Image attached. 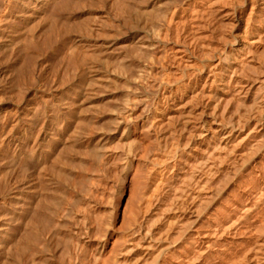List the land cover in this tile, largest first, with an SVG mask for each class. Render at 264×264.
<instances>
[{"label": "bare ground", "instance_id": "1", "mask_svg": "<svg viewBox=\"0 0 264 264\" xmlns=\"http://www.w3.org/2000/svg\"><path fill=\"white\" fill-rule=\"evenodd\" d=\"M2 52L0 264H264V0H0Z\"/></svg>", "mask_w": 264, "mask_h": 264}, {"label": "rangeland", "instance_id": "2", "mask_svg": "<svg viewBox=\"0 0 264 264\" xmlns=\"http://www.w3.org/2000/svg\"><path fill=\"white\" fill-rule=\"evenodd\" d=\"M5 53V52H4ZM3 52L2 53H0L1 54V58L3 57L2 55H4V57H5V54H4ZM0 60H4L3 58L2 59H0ZM142 141H143V139H142ZM147 143V145L149 144V141H143V143H141L142 145H145V144ZM154 149V148H153ZM151 149L152 150V152H150L149 151V153H148V155H147V153H144L143 152V156H142V158L144 159V161L147 163V161H148V159H150V160H152L153 158H161V154H160V152L157 150V149ZM155 159V160H156ZM154 160V159H153ZM139 173H141V172H137V174H136V176H135V179H134V181H138L139 182V180L141 181V179H140V175H139ZM139 175V176H138ZM142 176V175H141ZM139 177V178H138ZM136 181V183L134 182V185H137L138 184V182ZM133 185V186H134ZM110 186H111V189H110V192H111V194H113V196H98V198H99V200H102V201H99V203H100V205H102V207L100 208V211H101V214H102V212L103 211H105V209H107V207L108 206H110L111 204H112V202H113V205H115L117 208H118V211H117V215H118V223L116 224V235H114L111 239L113 240H111L112 241V243H113V245L115 246V248H116V251H118V250H120V249H123V247H124V245H126V244H124V243H126L127 241V237H126V235H125V227H126V223H127V221H128V217H126V216H124V218H120V216H119V211L122 209V207L123 206H126V208H127V211L128 210H134L136 207H137V198L139 197V196H135L136 195V186L133 188H131V187H126V193H125V195L124 196H118L117 195V193H115V190L117 189L116 187H117V184L114 182V181H112V182H110ZM137 191H138V188H137ZM108 197V198H107ZM110 198V199H109ZM109 199V200H108ZM109 202H108V201ZM106 201H107V203H106ZM102 202H103V204H102ZM105 204V205H104ZM107 206V207H106ZM104 207V208H103ZM103 209V210H102ZM100 211H97V213L98 212H100ZM104 213V212H103ZM106 213V212H105ZM101 214H97L102 220L104 219H106V216L104 215V214H102V215H104L105 216V218H104V216H102ZM102 217H101V216ZM127 216H128V213L126 214ZM97 231H99V233H101V234H98V232ZM97 231H95L94 232V235H96L95 237H94V235H93V243L95 242V241H97V239H95V238H98V236L101 238V236H102V233H103V231H101V229H97ZM99 238V239H100ZM114 238H115V240H114ZM92 246V247H91ZM91 249V250H88V251H90L89 253H87V258H89V256H90V253H91V251H92V249H93V244H91L89 247H88V249ZM253 250L256 248V247H251ZM250 248V249H251ZM251 249V250H252ZM250 250V252H252ZM89 254V255H88ZM115 256V255H114ZM113 255H110V257H109V260L110 261H113L114 260V257ZM243 256L244 255H241V257H240V259L237 261V263L236 264H243V263H247V261H246V259H244L243 258ZM112 259V260H111Z\"/></svg>", "mask_w": 264, "mask_h": 264}]
</instances>
